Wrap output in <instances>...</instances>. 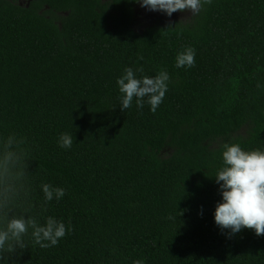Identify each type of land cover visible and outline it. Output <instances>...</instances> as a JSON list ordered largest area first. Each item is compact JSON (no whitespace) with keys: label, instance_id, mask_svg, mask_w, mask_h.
I'll use <instances>...</instances> for the list:
<instances>
[{"label":"trees","instance_id":"obj_1","mask_svg":"<svg viewBox=\"0 0 264 264\" xmlns=\"http://www.w3.org/2000/svg\"><path fill=\"white\" fill-rule=\"evenodd\" d=\"M138 4L0 0V140L23 138L29 159L13 214L68 229L41 248L29 228L0 264H264V235L214 219L223 145L264 151V0H212L142 30ZM188 47L195 65L177 68ZM127 67L169 74L155 113L135 98L121 111ZM45 183L65 195L45 201Z\"/></svg>","mask_w":264,"mask_h":264},{"label":"clouds","instance_id":"obj_2","mask_svg":"<svg viewBox=\"0 0 264 264\" xmlns=\"http://www.w3.org/2000/svg\"><path fill=\"white\" fill-rule=\"evenodd\" d=\"M151 11L166 12L170 17L177 11H190L198 15L205 5L212 0H135ZM172 27L169 25L168 28ZM142 59V57H141ZM177 68L195 65V50L191 47L179 52L176 56ZM143 72V67L138 69ZM169 74L161 70L157 75L137 78L134 70L127 67L124 74L118 78L117 84L122 94L121 111L132 106L133 99L139 109L147 103L155 113L163 102L167 91ZM147 98V99H145ZM24 139L10 135L0 140V218L6 221L0 228V261L5 260L4 253L13 254L17 248L24 249L26 245L22 237L32 229L34 243L41 248H50L58 244L66 235V226L54 217H47L46 224L40 225L31 216L14 215V206L21 195L26 192L25 180L28 172V158L25 149L21 147ZM60 147L69 149L72 146V136L63 133L58 139ZM222 153L223 167L215 176L220 185L222 202L215 208L214 219L222 230L229 229L230 235L242 229H250L256 235H264V151L259 149L246 151L239 144H224ZM45 201L59 200L65 195V189L53 188L45 183L42 185ZM46 210V208H45ZM134 264H142L136 260Z\"/></svg>","mask_w":264,"mask_h":264},{"label":"rangeland","instance_id":"obj_3","mask_svg":"<svg viewBox=\"0 0 264 264\" xmlns=\"http://www.w3.org/2000/svg\"><path fill=\"white\" fill-rule=\"evenodd\" d=\"M137 17L135 26L138 30H142L147 26L155 23H168L173 20H187L192 14L190 11H177L174 12L170 17L166 12L162 11H151L145 7H142L139 3L137 5Z\"/></svg>","mask_w":264,"mask_h":264}]
</instances>
